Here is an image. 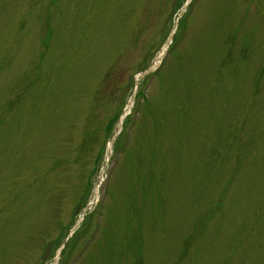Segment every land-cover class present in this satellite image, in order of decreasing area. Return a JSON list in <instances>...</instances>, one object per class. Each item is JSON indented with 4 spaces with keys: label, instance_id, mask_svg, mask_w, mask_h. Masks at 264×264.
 Masks as SVG:
<instances>
[{
    "label": "rangeland",
    "instance_id": "rangeland-1",
    "mask_svg": "<svg viewBox=\"0 0 264 264\" xmlns=\"http://www.w3.org/2000/svg\"><path fill=\"white\" fill-rule=\"evenodd\" d=\"M177 1L0 0V264H264V0Z\"/></svg>",
    "mask_w": 264,
    "mask_h": 264
},
{
    "label": "trees",
    "instance_id": "trees-1",
    "mask_svg": "<svg viewBox=\"0 0 264 264\" xmlns=\"http://www.w3.org/2000/svg\"><path fill=\"white\" fill-rule=\"evenodd\" d=\"M182 2H183V0H178V1H177V4L181 6ZM177 4H176V6H177ZM174 13H175V11H174ZM174 13L169 17L168 21L171 22V20L173 19V15H174ZM188 15H190V11H189V14H188ZM188 15H187V17H186L185 19H183V21L181 22V25H180L179 31H178L177 35L175 36V39H174V42H173L172 46L170 47V50H169V51H170V52H169V56L172 55V53H174V51H175V49H176V47H177V44H178L179 41H180L181 34H182L183 31L186 29ZM166 28L169 30V27H166ZM165 34L168 35V32H165V31H164V35H165ZM259 72H260L259 76L261 77V75L264 74V67H261V70H260ZM257 80H258V82H259V79H257ZM140 95H142V94H140ZM145 99H146V98H145V95H144V96H143V100H145ZM113 122H114V120L112 121L111 125L109 126V130L112 129L113 124H114ZM88 218H89V217H87V219H86V221H85L83 227H81L82 229H84V228L86 227V225H87V223H88ZM78 233H79V232H78ZM78 233L75 234L74 237H73V239L70 241V243L67 244L65 250H64L63 253H62V258H61V261H60L59 264H67V263H68V261H69V259H70V249H71L73 243L75 242V240H78V237L82 234V233H79V234H78ZM87 250H88V249H87ZM87 250H85L84 253H85ZM84 253H83L81 256H83Z\"/></svg>",
    "mask_w": 264,
    "mask_h": 264
}]
</instances>
